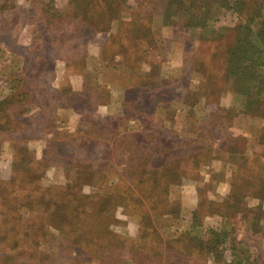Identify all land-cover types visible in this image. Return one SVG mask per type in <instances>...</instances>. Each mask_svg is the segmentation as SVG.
<instances>
[{
    "label": "rangeland",
    "instance_id": "374dc122",
    "mask_svg": "<svg viewBox=\"0 0 264 264\" xmlns=\"http://www.w3.org/2000/svg\"><path fill=\"white\" fill-rule=\"evenodd\" d=\"M250 51L264 85V0H0V264H264Z\"/></svg>",
    "mask_w": 264,
    "mask_h": 264
},
{
    "label": "trees",
    "instance_id": "16d2710c",
    "mask_svg": "<svg viewBox=\"0 0 264 264\" xmlns=\"http://www.w3.org/2000/svg\"><path fill=\"white\" fill-rule=\"evenodd\" d=\"M247 54H251V61L250 62H248V65H247V67H253V71H252V73H254V76H256L257 78H258V82H259V84L257 85V88H263V90H264V85H262V83H261V79H260V72L261 71H258V69H259V66H257V64L255 63V62H257V61H259L260 59H261V57L259 56V55H261L262 53H260L259 54V52H257V51H250L249 53H245L239 60L241 61H246V58L248 57V55ZM264 54V53H263ZM247 55V56H246ZM262 64L263 63H261V66H262ZM235 67H236V69L237 70H239V71H243V69H242V67H240L239 65H235ZM247 95H249V96H251L250 95V93H248ZM146 113L147 112H145V111H143L142 109H140V110H138L137 111V113H136V115L137 116H140L139 118L140 119H142L141 121H143V126L145 125V124H147V120H146ZM220 122H221V120H220ZM168 132H170L169 133V136L168 137H165L163 134H158L159 136H158V138H155L154 139V141L155 142H153V144H151L150 145V147H148L149 149H156L157 148V152L155 153V154H157V156L159 157V158H162L163 159V161L162 162H160L159 163V161H155V163L153 164V165H155V167H156V169H155V171L154 172H149L148 173V175H147V178H148V181H146V182H144V183H142L143 184V187L140 189V192L142 193V195L143 196H145L149 201H152L153 200V203H155V200L156 199H160L161 198V195H162V192L164 191H166L165 190V188H162V187H160V189H159V191L158 192H155V191H153L152 190V192H148V190H147V187H148V184H149V182H150V179L152 178V179H155V177L156 178H158L159 179V181H162L163 183H165V184H167V176L165 175V174H163V173H165V171L166 170H168L167 168H166V165H171L170 166V170L169 171H171L170 173L171 174H177V173H179L180 172V170H181V166H179L178 164L182 161L183 162V159L182 158H177V156H174V155H169V158H166L167 157V155H168V153L170 152V153H172L173 151H174V149L175 148H179V149H175L176 151H177V153H183V144H178L177 142H181V140H177V136H174V133L171 131V130H168ZM211 132V131H210ZM142 133H143V131H142ZM140 134V133H139ZM140 136H142L141 134H140ZM187 143H188V141H186ZM156 143H159V144H156ZM184 145H186V146H188L187 144H184ZM191 147H192V144H191ZM211 148V147H210ZM165 149V150H164ZM200 148H198V150H199ZM207 149L209 150V148L207 147ZM194 150V149H193ZM189 153H191V151H189V149L186 151V154H189ZM200 153V152H199ZM208 156V158H211V155H209V154H207L206 153V157ZM172 157H174V158H172ZM203 158V157H202ZM184 159H187V161H188V159H190V158H184ZM214 159V158H213ZM192 163H193V165L194 166H196L198 163H205L206 164V162H203V160L201 159L200 160V158H192ZM169 168V167H168ZM183 169V168H182ZM189 171H192L191 169L189 170ZM185 173H187L186 171H184ZM193 172V171H192ZM156 180V179H155ZM156 183H157V181H156ZM157 184H162V183H157ZM200 190V189H199ZM204 190V189H203ZM234 191L236 190V193H237V190H238V188L236 187V189H233ZM200 191H202V190H200ZM236 193H234V194H236ZM256 195H257V197L258 198H263L264 196H259V193H256ZM235 198V197H234ZM242 199V198H241ZM241 199L239 198V196L238 197H236L235 198V200H238L239 202H237L236 204L235 203H233L232 201L231 202H227V200H226V202L224 201V203H226V206H225V208L224 209H226V207L227 208H232L233 207V210H230L229 212H227L226 213V211H223V213H225V215L222 213V215H224L223 217H230V216H232V215H234V216H238V214L239 215H241L240 213L243 211V210H247L248 209V207H246V208H243V207H241L240 206V201H241ZM199 207V206H198ZM196 214L197 215H199L198 214V212H196ZM195 215V214H194ZM224 219H226V218H224ZM227 220V219H226ZM232 231H233V229H231ZM234 232V231H233ZM212 234L213 235H219L220 237H221V234H222V236L224 235L225 236V238L227 237V233H225L224 232V230L223 231H221V233H219V232H212ZM218 236V237H219ZM224 238V239H225ZM193 239H195V238H193ZM198 241H199V245H200V247H202L203 245H204V243H202V241L200 240V239H197ZM235 241H236V237H232L231 238V244L232 245H236L235 244ZM203 244V245H202ZM216 249H218V247L217 246H213V248L211 247V249H210V254L211 253H214V251L216 250ZM235 250H236V248L235 247H233L232 248V253H233V255H235L234 254V252H235ZM222 253V252H221ZM211 258H214L213 256L211 257ZM145 259H147V261L146 262H144V264H153V259H150V258H148V257H146ZM164 261V260H163ZM162 261V262H163ZM158 263V262H157ZM163 264V263H162ZM169 264H176V261L174 262V263H169Z\"/></svg>",
    "mask_w": 264,
    "mask_h": 264
}]
</instances>
